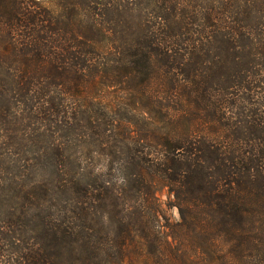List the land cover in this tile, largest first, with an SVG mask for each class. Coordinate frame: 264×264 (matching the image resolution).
Returning a JSON list of instances; mask_svg holds the SVG:
<instances>
[{
	"label": "trees",
	"instance_id": "1",
	"mask_svg": "<svg viewBox=\"0 0 264 264\" xmlns=\"http://www.w3.org/2000/svg\"><path fill=\"white\" fill-rule=\"evenodd\" d=\"M46 123L106 170L23 162ZM0 201L4 264H264V0H0Z\"/></svg>",
	"mask_w": 264,
	"mask_h": 264
},
{
	"label": "rangeland",
	"instance_id": "2",
	"mask_svg": "<svg viewBox=\"0 0 264 264\" xmlns=\"http://www.w3.org/2000/svg\"><path fill=\"white\" fill-rule=\"evenodd\" d=\"M21 127L23 131L20 132V137L22 139L23 149L19 158L23 159V162L31 158L36 164L40 165L41 163H44V169L42 170L46 172V174L49 175L53 170L55 171L56 167L63 161V166L74 165L77 169H86L88 163L91 162V171L98 173L106 170V158L100 154L98 147L92 146L89 157H87L84 149L85 146L79 142L77 135L74 134L64 137V133L51 132V128L46 123L42 129H39V132H42L43 134H39L38 138L34 140L31 130L24 129L28 128L26 126ZM60 143L63 145L60 149L61 156L54 151ZM157 195L160 198L164 208V214L167 216L168 220L171 223H177L179 221V215L177 209L172 206L168 191L165 188H162V186H158ZM3 201L4 203L7 202L5 199ZM12 212L13 209L10 207L9 203L3 205L0 207V220H8V217L12 216ZM13 226L14 231H16V228L17 232L21 231L23 235L30 239L27 240V244H33L40 250V253L45 249H49L52 257L61 256V250L57 247V241L53 240L49 235H46L45 228L41 225H23L19 228V224L17 226V223H15ZM12 229L13 228H11L10 231H12ZM20 244L21 247L25 246L23 243ZM8 254V252L0 253V264L7 263L6 261L11 260L10 257L7 256Z\"/></svg>",
	"mask_w": 264,
	"mask_h": 264
}]
</instances>
